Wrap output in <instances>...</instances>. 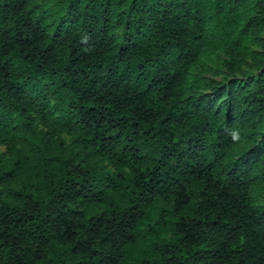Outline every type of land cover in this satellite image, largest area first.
I'll list each match as a JSON object with an SVG mask.
<instances>
[{
	"label": "trees",
	"instance_id": "trees-1",
	"mask_svg": "<svg viewBox=\"0 0 264 264\" xmlns=\"http://www.w3.org/2000/svg\"><path fill=\"white\" fill-rule=\"evenodd\" d=\"M0 264H264V0H0Z\"/></svg>",
	"mask_w": 264,
	"mask_h": 264
}]
</instances>
